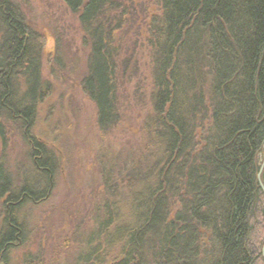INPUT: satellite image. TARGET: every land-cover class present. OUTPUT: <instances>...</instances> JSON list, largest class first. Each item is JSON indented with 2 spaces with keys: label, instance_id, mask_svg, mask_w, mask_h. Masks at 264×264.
Returning <instances> with one entry per match:
<instances>
[{
  "label": "trees",
  "instance_id": "16d2710c",
  "mask_svg": "<svg viewBox=\"0 0 264 264\" xmlns=\"http://www.w3.org/2000/svg\"><path fill=\"white\" fill-rule=\"evenodd\" d=\"M61 1L89 50L79 85L99 131L110 135L123 122L133 85L150 107L143 141L118 170L104 171L94 225L70 262L60 254L47 263L42 250L11 261L27 241L19 209L46 199L58 164L36 141L40 177L25 175L16 188L1 158L6 127L31 137L52 85L42 72L44 36L16 0H0V201L8 214L0 264H264V0H150L153 12L129 0ZM135 27L139 46L129 43Z\"/></svg>",
  "mask_w": 264,
  "mask_h": 264
},
{
  "label": "rangeland",
  "instance_id": "374dc122",
  "mask_svg": "<svg viewBox=\"0 0 264 264\" xmlns=\"http://www.w3.org/2000/svg\"><path fill=\"white\" fill-rule=\"evenodd\" d=\"M16 2L28 24L44 36L42 72L52 85V93L38 106L35 124L29 129L34 140L25 136V130L20 126L9 124L6 127L8 142L1 158L12 174L16 188L23 184L25 175L40 177L32 156L36 141H40L52 157L54 155L58 168L51 176L52 187L46 199L32 204L25 202L19 209L18 216L25 223L27 241L19 244L10 257L11 261L19 262L26 255L37 256L42 250L47 263L54 262L60 254L70 256V262L77 243L86 242L94 225L92 207L99 199L98 195L103 194L104 171L113 167L118 170L131 154L138 151L143 141L140 127L150 107L143 108L134 96L133 85L128 86L123 122L110 135H102L97 126L95 105L79 85L87 73L89 50L82 45L83 34L76 16L61 0ZM128 2L138 10L149 7V12L155 11L150 0ZM138 27L129 36L131 45L142 43ZM143 31L141 29L140 33ZM145 49H141L138 56L142 71L150 78V58ZM43 180L40 188L45 183ZM7 216L3 199L0 201V227L4 226ZM64 243L70 244L68 253L64 252Z\"/></svg>",
  "mask_w": 264,
  "mask_h": 264
},
{
  "label": "water",
  "instance_id": "95a60500",
  "mask_svg": "<svg viewBox=\"0 0 264 264\" xmlns=\"http://www.w3.org/2000/svg\"><path fill=\"white\" fill-rule=\"evenodd\" d=\"M263 167H264V164H263ZM261 172H262V170H261ZM259 181H260V183L262 182V181H261V173L259 174ZM261 185H262V187L264 188V186H263L262 183H261Z\"/></svg>",
  "mask_w": 264,
  "mask_h": 264
}]
</instances>
